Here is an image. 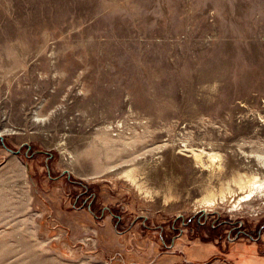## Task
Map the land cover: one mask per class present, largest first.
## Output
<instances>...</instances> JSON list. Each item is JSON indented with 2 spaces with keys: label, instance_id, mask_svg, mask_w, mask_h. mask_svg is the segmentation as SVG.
Here are the masks:
<instances>
[{
  "label": "rangeland",
  "instance_id": "rangeland-1",
  "mask_svg": "<svg viewBox=\"0 0 264 264\" xmlns=\"http://www.w3.org/2000/svg\"><path fill=\"white\" fill-rule=\"evenodd\" d=\"M0 137V264L262 260L264 0H0Z\"/></svg>",
  "mask_w": 264,
  "mask_h": 264
},
{
  "label": "bare ground",
  "instance_id": "bare-ground-1",
  "mask_svg": "<svg viewBox=\"0 0 264 264\" xmlns=\"http://www.w3.org/2000/svg\"><path fill=\"white\" fill-rule=\"evenodd\" d=\"M202 154H203V152H201V153L193 152L194 157L200 161L202 159ZM206 157H207V160L209 161V163H211V164H213L216 161V159H218V155L216 153H211V152L207 153ZM260 158H261V161L264 163V157H260ZM235 181L237 182L240 189L246 188V187L248 188V191L246 192L247 194L243 195V196L241 195L239 202L246 201L248 198H250L251 194L253 192L255 193V191H257L258 189H261L264 191V178L261 179L260 177L253 175V173L250 176H245V174H244V176L239 175L238 178L235 179ZM243 192H245V191H243ZM221 193H224V191L222 190ZM215 197H216L215 192H210V193L205 195V197L201 200V202L204 204V206L211 207L215 204Z\"/></svg>",
  "mask_w": 264,
  "mask_h": 264
},
{
  "label": "flooded vegetation",
  "instance_id": "flooded-vegetation-1",
  "mask_svg": "<svg viewBox=\"0 0 264 264\" xmlns=\"http://www.w3.org/2000/svg\"><path fill=\"white\" fill-rule=\"evenodd\" d=\"M66 174V173H65ZM65 174H62V175H65ZM245 235H248V234H245ZM249 236V235H248ZM252 240H260V239H258V238H260V235L259 236H257L255 239L252 237V236H249ZM256 261V263H254V261H252V263L251 264H261V262H264V258L262 259V260H260V259H257V260H255Z\"/></svg>",
  "mask_w": 264,
  "mask_h": 264
},
{
  "label": "water",
  "instance_id": "water-1",
  "mask_svg": "<svg viewBox=\"0 0 264 264\" xmlns=\"http://www.w3.org/2000/svg\"><path fill=\"white\" fill-rule=\"evenodd\" d=\"M0 140H2L1 137H0ZM6 150L9 151V152H11V153H13V154H17V153L19 152V150H17V151H13V150H11V149H9V148H6ZM66 173H68V172H66Z\"/></svg>",
  "mask_w": 264,
  "mask_h": 264
},
{
  "label": "crops",
  "instance_id": "crops-1",
  "mask_svg": "<svg viewBox=\"0 0 264 264\" xmlns=\"http://www.w3.org/2000/svg\"><path fill=\"white\" fill-rule=\"evenodd\" d=\"M261 264H264V262H261Z\"/></svg>",
  "mask_w": 264,
  "mask_h": 264
}]
</instances>
